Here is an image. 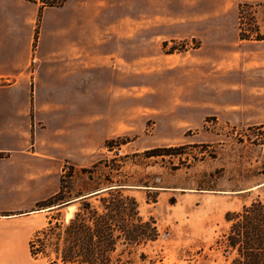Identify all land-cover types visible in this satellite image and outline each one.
<instances>
[{
  "label": "rangeland",
  "instance_id": "1",
  "mask_svg": "<svg viewBox=\"0 0 264 264\" xmlns=\"http://www.w3.org/2000/svg\"><path fill=\"white\" fill-rule=\"evenodd\" d=\"M112 1L125 8V17H133L139 1L143 16L150 9L155 16L166 9L175 17L170 38L160 36L161 27L150 31L133 20L125 23V128L96 152L95 162L106 170L104 162L116 159L122 165L119 174L145 182L126 194L135 197L144 219L155 221L159 234L146 244L120 245L115 264H231L234 253L222 243L232 223L227 218L255 200L264 201V0H234L237 16L228 17H239L238 37L226 38L238 59L234 62L213 52L215 38L190 36L194 29L185 22L214 17L220 0ZM151 33L158 37H146ZM37 39L35 28L34 45ZM198 51L204 52V67H186ZM165 55L149 66L151 57ZM136 61L141 69L130 68ZM156 147L169 150L134 156ZM87 180L78 172L67 177L75 188ZM74 210L66 206L57 216L68 219ZM33 258L35 264L48 262L42 254Z\"/></svg>",
  "mask_w": 264,
  "mask_h": 264
},
{
  "label": "crops",
  "instance_id": "2",
  "mask_svg": "<svg viewBox=\"0 0 264 264\" xmlns=\"http://www.w3.org/2000/svg\"><path fill=\"white\" fill-rule=\"evenodd\" d=\"M220 1L214 17L185 22L194 29L190 36L215 38L213 52L234 62L226 38L238 37L239 17L228 16H237L239 2ZM140 5L133 17L112 0L44 7L34 45L40 0H0V264H35L30 241L53 212L39 203L59 190L65 165L93 164L96 152L125 128V23L133 20L150 31L161 27L160 36H174L175 17L166 9L143 16ZM203 54L193 53L185 66L203 68ZM166 58L147 62L157 66ZM130 68L141 69L142 63Z\"/></svg>",
  "mask_w": 264,
  "mask_h": 264
},
{
  "label": "trees",
  "instance_id": "3",
  "mask_svg": "<svg viewBox=\"0 0 264 264\" xmlns=\"http://www.w3.org/2000/svg\"><path fill=\"white\" fill-rule=\"evenodd\" d=\"M65 1L40 0L36 34L42 9L62 6ZM168 150L156 147L134 156L149 158ZM101 164L97 161L81 168L65 165L59 190L39 203L41 208H51L55 214L31 239L33 257L42 254L48 258L47 264H115L118 259L114 253L120 245L146 244L157 239L155 221L144 219L135 197L126 194L131 187L145 182L128 173L119 174L122 165L116 159L104 162L106 170ZM77 172L88 180L75 188L68 184L67 177L73 178ZM75 198L78 199L72 203L75 206L72 216L68 219L65 215L57 216ZM227 219L232 223L222 243L226 251L234 253L231 264H264V201L255 200Z\"/></svg>",
  "mask_w": 264,
  "mask_h": 264
},
{
  "label": "water",
  "instance_id": "4",
  "mask_svg": "<svg viewBox=\"0 0 264 264\" xmlns=\"http://www.w3.org/2000/svg\"><path fill=\"white\" fill-rule=\"evenodd\" d=\"M91 194H93V193H91ZM78 198H75V199H72V200H70V201H68L67 203V207H69L70 205H72V203L75 201V200H77Z\"/></svg>",
  "mask_w": 264,
  "mask_h": 264
}]
</instances>
